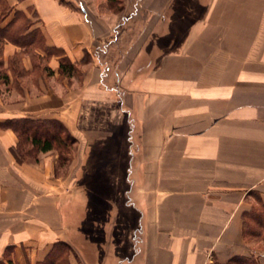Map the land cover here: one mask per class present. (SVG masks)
<instances>
[{
  "label": "crops",
  "instance_id": "1",
  "mask_svg": "<svg viewBox=\"0 0 264 264\" xmlns=\"http://www.w3.org/2000/svg\"><path fill=\"white\" fill-rule=\"evenodd\" d=\"M6 1L44 46L2 50L0 262L264 264V0ZM15 119L63 123L68 165L17 162Z\"/></svg>",
  "mask_w": 264,
  "mask_h": 264
},
{
  "label": "trees",
  "instance_id": "2",
  "mask_svg": "<svg viewBox=\"0 0 264 264\" xmlns=\"http://www.w3.org/2000/svg\"><path fill=\"white\" fill-rule=\"evenodd\" d=\"M107 6L115 13H119L123 9L121 0H107ZM12 11L13 9L6 0H0V13L4 18H7ZM14 15L15 17L5 27H0V79H4L6 76L1 71V66L2 50L7 41L26 49L35 47V45L40 48L44 46L43 38L38 31L24 36L29 27L28 21L23 17L24 14L16 11ZM14 62L16 64L17 60ZM83 62H87L86 57ZM59 74L70 78L79 76L80 72L77 64L72 63L67 58H62L59 61ZM2 127L12 129L18 137V145L12 152L19 163H24L27 160L38 161L39 154L53 150L58 153V170L66 167L71 160L76 139L68 132L64 124L58 120L15 119L5 122ZM253 225L264 226V212H251L247 215L244 224V236L246 239L260 235V232ZM70 249V246L63 244L56 251V257L44 264H62L65 256L70 254ZM0 264L14 263L8 258L5 262H0ZM65 264H69L68 261ZM227 264H257V262L253 257H236Z\"/></svg>",
  "mask_w": 264,
  "mask_h": 264
},
{
  "label": "rangeland",
  "instance_id": "3",
  "mask_svg": "<svg viewBox=\"0 0 264 264\" xmlns=\"http://www.w3.org/2000/svg\"><path fill=\"white\" fill-rule=\"evenodd\" d=\"M84 60H85V58H84ZM103 60H105V61H107V59L105 58V59H103ZM86 61H88V59H87V57H86ZM69 256H70V254H67L66 256H65V260H63V263L62 264H65V263H67V261L69 260Z\"/></svg>",
  "mask_w": 264,
  "mask_h": 264
}]
</instances>
